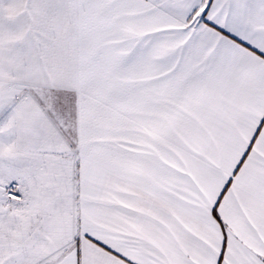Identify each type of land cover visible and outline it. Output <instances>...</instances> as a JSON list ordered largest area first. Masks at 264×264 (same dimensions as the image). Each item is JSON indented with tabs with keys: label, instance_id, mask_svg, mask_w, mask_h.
Instances as JSON below:
<instances>
[{
	"label": "snow or ice",
	"instance_id": "1",
	"mask_svg": "<svg viewBox=\"0 0 264 264\" xmlns=\"http://www.w3.org/2000/svg\"><path fill=\"white\" fill-rule=\"evenodd\" d=\"M0 264H264V0H0Z\"/></svg>",
	"mask_w": 264,
	"mask_h": 264
}]
</instances>
